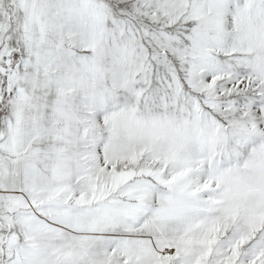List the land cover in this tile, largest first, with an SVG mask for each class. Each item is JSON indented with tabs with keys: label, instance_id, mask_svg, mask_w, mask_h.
<instances>
[{
	"label": "snow or ice",
	"instance_id": "1",
	"mask_svg": "<svg viewBox=\"0 0 264 264\" xmlns=\"http://www.w3.org/2000/svg\"><path fill=\"white\" fill-rule=\"evenodd\" d=\"M0 264H264V0H0Z\"/></svg>",
	"mask_w": 264,
	"mask_h": 264
}]
</instances>
